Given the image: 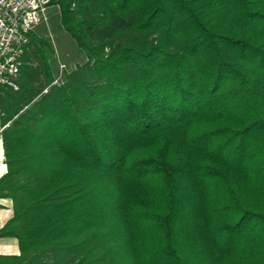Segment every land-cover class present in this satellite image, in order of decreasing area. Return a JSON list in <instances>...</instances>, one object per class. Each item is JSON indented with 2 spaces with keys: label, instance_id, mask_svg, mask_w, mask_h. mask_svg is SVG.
I'll return each mask as SVG.
<instances>
[{
  "label": "trees",
  "instance_id": "obj_1",
  "mask_svg": "<svg viewBox=\"0 0 264 264\" xmlns=\"http://www.w3.org/2000/svg\"><path fill=\"white\" fill-rule=\"evenodd\" d=\"M0 86V264H264V0H59ZM47 91V92H46Z\"/></svg>",
  "mask_w": 264,
  "mask_h": 264
},
{
  "label": "built area",
  "instance_id": "obj_2",
  "mask_svg": "<svg viewBox=\"0 0 264 264\" xmlns=\"http://www.w3.org/2000/svg\"><path fill=\"white\" fill-rule=\"evenodd\" d=\"M59 0H0V86L14 92L20 90L19 78L24 65L23 57L30 45L31 34L40 38L48 25L53 7ZM42 30V32H41ZM66 68L61 66V72ZM59 83L58 78L54 84ZM47 92V91H46ZM5 117L0 105V122ZM4 128H1L3 133ZM0 159L5 161L4 143L0 139Z\"/></svg>",
  "mask_w": 264,
  "mask_h": 264
},
{
  "label": "rangeland",
  "instance_id": "obj_3",
  "mask_svg": "<svg viewBox=\"0 0 264 264\" xmlns=\"http://www.w3.org/2000/svg\"><path fill=\"white\" fill-rule=\"evenodd\" d=\"M59 3V2H58ZM60 7H53L50 13V20L48 25H45L42 30L44 31L41 35L51 40L53 45L54 55L52 60L55 64L58 80L61 82L64 77L65 71H70L76 69L79 65H84L86 63L85 57L80 53L77 44L71 37L62 30L60 25ZM41 30V32H42ZM65 65L66 68L61 72V66ZM0 131H1V122H0ZM2 138V132H0V139ZM3 139V138H2ZM4 143V142H3ZM5 154V150H4ZM2 164L6 165V157L4 162H0V171H2ZM7 166V165H6ZM17 245V242H16ZM5 253L11 255V252L8 250Z\"/></svg>",
  "mask_w": 264,
  "mask_h": 264
},
{
  "label": "crops",
  "instance_id": "obj_4",
  "mask_svg": "<svg viewBox=\"0 0 264 264\" xmlns=\"http://www.w3.org/2000/svg\"><path fill=\"white\" fill-rule=\"evenodd\" d=\"M1 162V159H0ZM2 171H0V178L7 173V166L2 164ZM13 217V203L10 200L0 201V229H2ZM17 242V245H16ZM10 251L11 255H7L6 251ZM0 255L19 256L20 247L15 239L4 238L0 239Z\"/></svg>",
  "mask_w": 264,
  "mask_h": 264
}]
</instances>
